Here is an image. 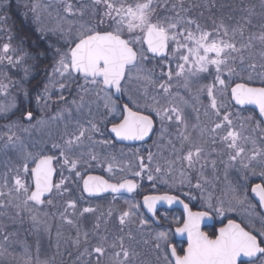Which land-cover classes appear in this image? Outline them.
<instances>
[{"label": "snow or ice", "instance_id": "obj_1", "mask_svg": "<svg viewBox=\"0 0 264 264\" xmlns=\"http://www.w3.org/2000/svg\"><path fill=\"white\" fill-rule=\"evenodd\" d=\"M60 2L64 14H57V27L52 31L60 36L64 47L55 49L52 78L44 86L43 95L37 97V103L43 101L44 107H48L50 88L58 89L59 99L65 103L68 101L64 93L75 91L71 105L77 113L87 109L89 118L84 122L75 120L71 131L65 124L60 142H52L47 151L29 150L18 135L21 130L28 131L20 122L4 126L0 152L7 155L13 151L17 165L9 168V160L5 164L8 171L0 173L3 214L12 208L16 217L26 215L37 237L46 233L50 238L52 214L43 210L55 207V200H63L59 219L74 229L68 242L78 249L83 245L80 255L94 257L95 264H102V258L109 253L108 264H264V183L247 184L250 175L258 174L264 179V0L259 13L254 6L242 5L244 15L236 26L221 20L214 21L211 27L182 15L186 11L183 0L174 4L168 0ZM48 7L39 2L31 6L37 21L40 12ZM257 15L259 31L245 39ZM68 17L88 19L74 24ZM11 40L9 35L8 42L0 45V64L15 67L29 54L13 47ZM256 42L261 46L259 71L255 62ZM28 71L26 68L25 73ZM8 87L0 83L6 101L0 103V116L5 117L18 110L15 98L9 99ZM152 89L156 95L150 94ZM190 102L198 105L194 107L195 124H190V114L185 111ZM235 106L240 108L233 111ZM245 106H255L257 115L242 116ZM72 111L71 107L65 108L49 119L64 120L65 113L70 115ZM201 114L207 124L200 122ZM22 118L30 123L35 117L32 111H26L22 112ZM42 123L43 120H37V124ZM102 129L107 130L108 137ZM193 132L198 133L196 138ZM152 137H156L153 140L158 148L156 153L148 151L145 156L139 154V149H130L135 165L119 161L115 154L102 156L95 150L97 145L113 146L117 140L146 142ZM207 143L213 146L211 151L206 149ZM162 144L172 156L164 165L158 160ZM93 162L100 167L106 165L110 177L87 174ZM218 165L223 166L225 179L229 169L242 174L243 182L227 183V200L206 188L212 181L205 176V168L210 166L215 173ZM117 170L121 173L118 178ZM193 172L198 176L195 183ZM174 173H178V178ZM57 175L59 178L55 179ZM145 178L159 181L169 191L146 195L142 202L126 200L125 209L115 210L119 235L111 240L108 235H96L101 217L107 224L114 209L102 212L91 233L96 244L89 248L90 233L82 229L80 218L95 214L97 208L78 206L83 195L73 197L72 184H78L81 193L97 196L108 192L119 194L122 190L133 193L140 187L138 181ZM185 186L188 191L183 190ZM193 190L199 191L203 210L193 211L190 207L197 199ZM249 192L257 198L258 206L251 203ZM158 205H181L185 215L162 217L158 215ZM237 205H247L249 223L227 219L212 235L203 230L206 220L214 215L224 217L235 211ZM161 219L169 221L170 226L162 228ZM134 232L141 235L145 245H151L156 254L153 260H143L140 252L125 245L126 239L136 240ZM144 235L149 238L144 239ZM176 235L186 237V248L173 243ZM12 236L7 230L0 231V255L8 253ZM56 238L58 250L63 238L59 229ZM21 253L22 264H55L54 259L41 258L39 238L35 246L25 241Z\"/></svg>", "mask_w": 264, "mask_h": 264}, {"label": "rangeland", "instance_id": "obj_2", "mask_svg": "<svg viewBox=\"0 0 264 264\" xmlns=\"http://www.w3.org/2000/svg\"><path fill=\"white\" fill-rule=\"evenodd\" d=\"M258 18V17H256ZM235 26V25H234ZM259 31V30H258ZM256 31L255 33H257ZM239 38V37H238ZM237 38V39H238ZM245 39L247 37L245 36ZM261 51V46L259 42H256V47L254 49V52L256 53L255 56V62L258 65V71H259V52ZM157 62L153 61V64H156ZM152 65H149L151 67ZM242 75H245L246 73H241ZM242 82V81H238ZM256 84H259V81L256 82ZM135 87V86H134ZM9 92V89H8ZM11 93V92H10ZM9 93V94H10ZM151 95H156V92L154 89L150 90ZM12 98L11 94L9 95V99ZM51 99L49 102L48 107H44L43 101H41V107L38 111L34 109L32 111L34 113V119L29 123L28 121L24 120L21 121V124L23 128H27L28 131H20L18 132V135L21 136L23 141L25 142L26 145L29 146V150L31 151H40L41 149H44L47 151L48 146L52 142H60L61 136L64 133V126L65 124H68L69 131L73 130V126L75 123V120L79 119L81 122H84L89 118L87 109H85L81 113H77L76 111L69 115L68 113H65V119L60 120V121H55L49 119L51 116H55L56 113L60 110H57L53 113H45V110H49L52 105L53 101L55 100ZM201 100L203 101L204 104H207V100L201 96ZM5 97L4 95H0V103H4ZM28 104L31 103L30 100H26ZM36 105L38 106L39 104H34V108H36ZM198 105H193L192 102H190L186 107L185 111L189 113V120L190 124H195L197 121L195 119L196 113L194 111V107ZM16 108H19V103H16ZM233 111H236V107L232 109ZM16 111V109L13 110V112ZM28 110H24L23 112H26ZM12 112V113H13ZM93 115H95V109H93ZM241 115L242 116H256V113L254 114L252 111L249 110H241ZM11 116V113H8L7 116H0V133H2L5 128L4 126L9 124L7 121L9 117ZM23 120V118H21ZM37 120H43L44 123L42 124H37ZM200 122L202 124H207L206 118L201 114L200 117ZM105 133V137H108V133L106 129H102ZM198 136L197 132H193V137L196 138ZM97 139H101L102 137L97 136ZM156 137H153L152 141L148 144L141 145V146H136V147H126L124 145H116L114 143L113 146L109 147H103L100 145L96 146V151L100 153L102 156L106 155L108 153L115 154L117 156V159L121 162H127L131 161L133 165H135V157L130 155V149L132 151H135L136 149H139V154L140 155H147L148 151H151L155 153V149L157 148V145L153 143V140H155ZM205 147L208 151H211L212 145L210 143L205 144ZM217 150H219V146H216ZM161 149V150H160ZM160 151L162 152V156L158 158L159 162L164 165V161L167 159H171L172 156L170 155V149L166 145H161ZM51 154V153H50ZM215 159V155L212 157ZM11 160V163L9 164V168L14 167L17 165V160L16 156L13 151H8L7 155L5 153L0 152V173H3L5 171H8V168H5V164ZM31 167V165H30ZM59 168V166H57ZM177 169H179V164H177ZM99 172L105 175L107 178L110 177L111 174H109L106 170V165L104 167H100L96 164V162H93V167L87 170V173L90 172ZM260 169H257V173H259ZM205 176L212 181L211 184L206 185V188L208 189L209 192H212L213 195L215 196H221L224 199H228L229 196L226 191V185L228 182H231L233 184L241 183L242 181V174H240L237 169H229L228 174H227V179H225V174H224V168L223 166L218 165V170L214 173L211 169V167H207L204 170ZM64 175L67 176L68 172L65 171ZM121 175L119 171L117 170L116 176L117 178ZM174 175L177 176L178 178V173H174ZM218 177V179H216ZM59 178V175H57L56 179ZM254 178H261L258 174L256 176H249L247 180V184L250 186V181ZM75 179V178H74ZM192 179L193 183L196 182L198 179L197 173L193 172L192 173ZM262 179V178H261ZM264 180V179H263ZM115 181V180H113ZM140 183V188H139V193L136 196H133L132 198H126V199H119V197H106L102 201L96 200V201H91V202H86L83 199L79 202L78 206H92L97 208V212L95 214H85L84 217L80 218V226L82 229L89 231L90 237H94L93 239L90 240V244L88 245L89 248L92 246H95L96 244V238L95 236L91 235L94 225L96 223L97 217L100 216L102 212H105L108 208H113V216L110 220H108L107 224L104 223L105 218L101 217V228L96 235H103L106 231H108V234L110 233V240L112 237L119 235V226H118V220H117V212L115 210L119 209H125L127 207V204L125 201H135V202H140V199L142 198L143 195L145 194H152V193H162L164 191H169V189L164 186L162 183L159 181L156 182H150L146 178L143 180H139ZM153 183H155V188L153 187ZM184 191H188V187L185 186ZM77 194H73V197H75ZM193 195L197 197L196 200H193L192 203L197 206L198 208L203 210V201L200 197L199 191L198 190H193ZM249 199L253 205H256V203L252 200L250 197V192H249ZM55 207L53 208H46L43 211L49 212V223L51 225L52 231H51V237L46 233H40L39 237H37V234H35L32 231V226L30 221L28 220L27 216L23 217H16L15 212L12 208H9L6 210L7 214H3V210H0V231L7 230L11 233H13V236L9 242V248H8V253L4 255H0V264H22V253H21V248L23 247L25 241L32 246H35L37 238L40 240V245H41V258H50L54 259L55 264H89V260H92V264H95L94 258L93 257H88V256H81L80 253L83 252L84 246L82 245L79 249L76 247H73L69 242L68 238L74 235V229H72L70 226L63 224L61 220L59 219V211L63 210V200L57 199L54 201ZM143 212V210L141 209ZM248 207L247 205L240 206L237 205L235 207V211H230L225 214L224 217L220 216H215L216 219L218 220H224L227 218H236L244 223H249L248 220ZM167 215L169 218L173 216L179 217V214L176 212H171V211H163L160 213V216ZM58 219L61 223L57 225V229H59L62 233V239L60 241V247L57 250V238H56V231L54 228L53 231V226L55 225V220ZM163 222L162 228L166 229L170 226L169 221H166L164 219H161ZM172 226V225H171ZM153 228H156L157 226L153 225ZM106 229V231H105ZM134 235H136V240L135 241H128L127 239L125 240L126 246L131 245L134 247L138 252L141 253V258L146 261H151L154 259L156 254H151L148 255L146 251L151 250V245H145L143 243V239L141 235L136 234L134 232ZM144 239H148L147 235H144ZM93 241V245H92ZM153 258V259H152ZM111 259V254H107L104 258H102V264H108L109 260Z\"/></svg>", "mask_w": 264, "mask_h": 264}, {"label": "trees", "instance_id": "obj_3", "mask_svg": "<svg viewBox=\"0 0 264 264\" xmlns=\"http://www.w3.org/2000/svg\"><path fill=\"white\" fill-rule=\"evenodd\" d=\"M37 2L50 5L46 10L40 12L39 21L31 11V6ZM73 2L76 3L77 0H73ZM177 2L178 0H168L169 4ZM260 3L261 0H183L186 11L181 14L196 19L198 23L207 27H211L214 21L219 23L221 20L229 26H236V22L241 21L244 15L242 5L254 6L256 12L259 13L261 11ZM0 5L3 6L0 8V45L8 42V36L11 35L13 47H19L29 54L25 61L18 66L10 67L7 64H0V83L9 86L11 97H14L16 103H19L18 110L11 113L7 122L9 124L17 121L21 123L24 121L21 120L24 110L34 111L36 109L38 111L40 108L42 109L41 103L36 105V108H34V104H38L37 97L43 95L44 86L52 78V69L56 63L55 49L64 47L60 36L52 31L57 27V14L63 15L64 13L60 0H0ZM256 17L253 18V27L246 31V37L259 30L257 26L259 16ZM68 19L74 20V24H78L87 22L88 18L79 20L68 17ZM26 68L29 70L27 73H25ZM53 89L55 88H50V92ZM2 94L3 92L0 91V95ZM54 97L51 96V99ZM27 99L31 101L30 104L26 102ZM52 107L53 110H51ZM52 107L45 110V113L56 109L54 106ZM72 188L74 189L73 194H77L76 196L83 195L78 184H72ZM181 197L186 199L184 196ZM104 198L106 197L92 200L83 195V200L86 202L102 201ZM119 199L126 198L119 197ZM60 223L58 219L55 220L53 231L54 228L56 231L57 225ZM103 235L110 236V233L108 234L106 231ZM93 238L90 237V240Z\"/></svg>", "mask_w": 264, "mask_h": 264}, {"label": "flooded vegetation", "instance_id": "obj_4", "mask_svg": "<svg viewBox=\"0 0 264 264\" xmlns=\"http://www.w3.org/2000/svg\"><path fill=\"white\" fill-rule=\"evenodd\" d=\"M74 88L76 87L75 85L73 86ZM51 96L53 97V96H55L54 97V99L53 100H55V102L53 101V105L52 106H54L56 109L53 111V113L55 112V111H57V110H63V109H65V108H68V107H71L72 109H73V111H72V113H73V115H74V112H75V106L74 105H71V100L73 99V98H75L76 97V92L75 91H73L71 94H69L68 92H65L64 93V96H65V98H66V100L68 101V103H65L64 101H61L60 99H59V92H58V89H53V91H51ZM54 108L52 107L51 108V110H53ZM236 109H239V108H236ZM246 110H249V111H252L254 114H255V111L254 110H252V109H246ZM50 112H52V111H50ZM49 112V113H50ZM154 119H155V117H154ZM73 129V128H72ZM143 145V144H142ZM136 146H141V145H127L126 147H136ZM161 150V149H160ZM159 150V151H160ZM158 151V149H155V153ZM88 174V173H87ZM139 182V181H138ZM256 183H264V180L263 179H261V178H254V179H252L251 181H250V186H253L254 184H256ZM140 184V183H139ZM140 188V187H139ZM138 193H139V190H138V192L135 194V195H133V196H136V195H138ZM175 194V193H174ZM133 196H131V197H126V196H110V197H125V198H132ZM144 196V195H143ZM250 197L252 198V200L256 203V205L258 206V203H257V201L255 200V198L252 196V194L250 193ZM182 199H184L183 197H181ZM187 203H189V201L188 200H186V199H184ZM190 206H191V208L193 209V210H202V209H200V208H198L197 206H195L192 202L190 203ZM163 211H171V212H177L178 214H179V217H182L183 216V214H182V212L179 210V209H177V208H173V209H160L159 210V212H158V215H160V213L161 212H163ZM214 217V220H213V222H212V224H210V225H207V226H205L204 228H203V230L204 231H206V232H208L209 233V235H212L214 232H217L218 231V229L220 228V227H222L224 224H226L227 223V219H233V220H235L236 222H238V223H244V222H242V221H240V220H238V219H236V218H227V219H224V220H218V219H216V217H215V215L213 216ZM162 224H163V222L161 221V223H160V226H162ZM172 227H175V225L174 224H172ZM173 243H176L177 244V246H178V248H180V247H183V248H186L187 247V244H186V241H184V240H178V239H176L175 238V236L173 237ZM127 243H125V245H126ZM146 253L148 254V255H151V254H155L152 250H149V251H146ZM94 258V257H93ZM153 259V258H152Z\"/></svg>", "mask_w": 264, "mask_h": 264}, {"label": "water", "instance_id": "obj_5", "mask_svg": "<svg viewBox=\"0 0 264 264\" xmlns=\"http://www.w3.org/2000/svg\"><path fill=\"white\" fill-rule=\"evenodd\" d=\"M256 86H259V85H256ZM236 107L240 108V106H236ZM245 108H249V109L254 110V111L256 112V114H257V112H258V109H256L255 106H245ZM149 140H150V139H149ZM149 140H147L146 142H148ZM115 142H117V143H119V144H125V145H140V144H144V143H146V142H122V141H118V140L115 141ZM89 174H91V175H96V176H103V175H101V174H99V173H89ZM103 177H105V176H103ZM105 178H106V177H105ZM55 179H56V177H55ZM106 179H107V178H106ZM113 182H115V181H113ZM138 190H139V188H137V190H136L135 192H133V193H128V192L122 190L121 193H119V194H112V193L108 192V193H103V194H100V195H97V196H88L86 193H83V194H84L85 197H87V198H89V199L100 198V197H104V196H108V195H111V196H127V197H131V196L135 195V194L138 192ZM155 194H160V193H153V194H148V195H155ZM145 196H146V195H145ZM252 196L255 198V200H256L257 203H258V200H257V198L254 196V194H252ZM181 199H182V198H181ZM142 200H143V198L141 199V202H142ZM184 201H185V200H184ZM185 203H187V202L185 201ZM157 207H158L159 210H160V209H163V208H164V209H173V208H177V209H179V210L182 212L183 216L185 215L184 212H183V209H182V206H181V205H172V206H168V205H158ZM190 207H191V206H190ZM143 210H144V209H143ZM192 210H193V209H192ZM193 211H200V210H193ZM213 220H214V217H212L211 219L206 220V221L204 222V224H203L202 227L204 228L205 226L212 224ZM160 223H161V221H160ZM237 223H238V222H237ZM175 238L178 239V240H184V241H186V237H181V236H179V235H176Z\"/></svg>", "mask_w": 264, "mask_h": 264}]
</instances>
